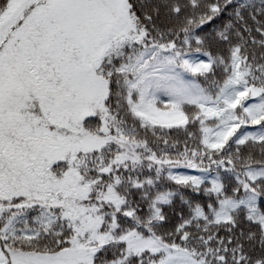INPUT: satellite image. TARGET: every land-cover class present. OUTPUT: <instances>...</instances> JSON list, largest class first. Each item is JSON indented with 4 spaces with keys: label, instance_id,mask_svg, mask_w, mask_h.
Returning <instances> with one entry per match:
<instances>
[{
    "label": "snow or ice",
    "instance_id": "snow-or-ice-1",
    "mask_svg": "<svg viewBox=\"0 0 264 264\" xmlns=\"http://www.w3.org/2000/svg\"><path fill=\"white\" fill-rule=\"evenodd\" d=\"M0 264H264V0H0Z\"/></svg>",
    "mask_w": 264,
    "mask_h": 264
}]
</instances>
